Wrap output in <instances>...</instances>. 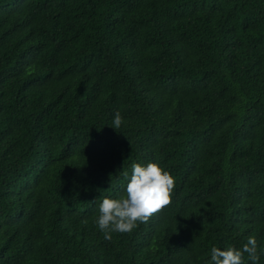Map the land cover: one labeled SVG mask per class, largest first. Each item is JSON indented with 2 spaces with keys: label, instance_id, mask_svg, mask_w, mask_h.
Returning a JSON list of instances; mask_svg holds the SVG:
<instances>
[{
  "label": "trees",
  "instance_id": "obj_1",
  "mask_svg": "<svg viewBox=\"0 0 264 264\" xmlns=\"http://www.w3.org/2000/svg\"><path fill=\"white\" fill-rule=\"evenodd\" d=\"M150 162L172 203L105 239ZM249 236L264 264V0H0V264H212Z\"/></svg>",
  "mask_w": 264,
  "mask_h": 264
},
{
  "label": "clouds",
  "instance_id": "obj_2",
  "mask_svg": "<svg viewBox=\"0 0 264 264\" xmlns=\"http://www.w3.org/2000/svg\"><path fill=\"white\" fill-rule=\"evenodd\" d=\"M123 119L119 112L113 118V128H119ZM127 176V173H125ZM175 179L169 171L157 163L132 165V174L124 194L119 198H103L98 206L99 215L96 224L110 240L111 233H130L138 223H147L150 218L172 203ZM87 223V220L83 221ZM247 254L252 264H258L260 256L257 251V240L249 236L241 249L228 247L221 250L211 248L212 264H244Z\"/></svg>",
  "mask_w": 264,
  "mask_h": 264
}]
</instances>
